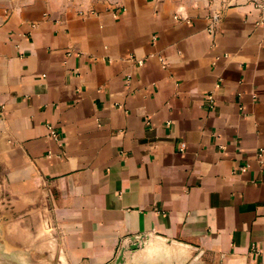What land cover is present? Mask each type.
<instances>
[{
    "label": "crops",
    "instance_id": "crops-1",
    "mask_svg": "<svg viewBox=\"0 0 264 264\" xmlns=\"http://www.w3.org/2000/svg\"><path fill=\"white\" fill-rule=\"evenodd\" d=\"M0 235L11 264H110L131 237L125 264H264L258 13L0 0Z\"/></svg>",
    "mask_w": 264,
    "mask_h": 264
},
{
    "label": "built area",
    "instance_id": "built-area-1",
    "mask_svg": "<svg viewBox=\"0 0 264 264\" xmlns=\"http://www.w3.org/2000/svg\"><path fill=\"white\" fill-rule=\"evenodd\" d=\"M225 3L229 7H250L253 9L256 13H258L260 21H264V0H225ZM221 15L218 13L213 17L214 21H218L220 19ZM182 19H185L182 17ZM140 65H143V61H139ZM206 100L208 101L210 106H214V98L212 94H207ZM51 133L54 137L58 136V133L56 130L53 129V127H50ZM181 151L186 150V144L183 142L181 143Z\"/></svg>",
    "mask_w": 264,
    "mask_h": 264
},
{
    "label": "water",
    "instance_id": "water-1",
    "mask_svg": "<svg viewBox=\"0 0 264 264\" xmlns=\"http://www.w3.org/2000/svg\"><path fill=\"white\" fill-rule=\"evenodd\" d=\"M143 237H131L127 240V244L122 248L117 259L110 264H125L126 263V253L136 251L140 247V241Z\"/></svg>",
    "mask_w": 264,
    "mask_h": 264
},
{
    "label": "rangeland",
    "instance_id": "rangeland-1",
    "mask_svg": "<svg viewBox=\"0 0 264 264\" xmlns=\"http://www.w3.org/2000/svg\"><path fill=\"white\" fill-rule=\"evenodd\" d=\"M1 243H4L5 249L3 250L2 246H0V264H2V262H4V264H11L12 251L8 249L10 247L9 241L6 237L4 238L2 235H0V244Z\"/></svg>",
    "mask_w": 264,
    "mask_h": 264
}]
</instances>
